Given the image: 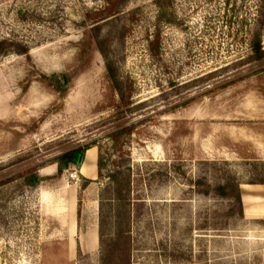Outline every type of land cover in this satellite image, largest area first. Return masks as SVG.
<instances>
[{
  "label": "rangeland",
  "instance_id": "1",
  "mask_svg": "<svg viewBox=\"0 0 264 264\" xmlns=\"http://www.w3.org/2000/svg\"><path fill=\"white\" fill-rule=\"evenodd\" d=\"M259 4L168 0L167 23L155 0H0V40L28 49L0 56V264H101L75 224L107 243L127 208L132 264H264V184L251 218L196 184L264 179V58L240 63ZM99 47L134 109L120 120ZM90 143L96 180L56 176Z\"/></svg>",
  "mask_w": 264,
  "mask_h": 264
},
{
  "label": "trees",
  "instance_id": "2",
  "mask_svg": "<svg viewBox=\"0 0 264 264\" xmlns=\"http://www.w3.org/2000/svg\"><path fill=\"white\" fill-rule=\"evenodd\" d=\"M167 1L168 0H155V3L158 6V21H164L167 23L172 22L171 15L168 14L167 9ZM259 10L257 16V23L259 26L257 29L253 30L250 35V40L248 43L249 52L247 53L246 57L240 61L242 64H249L252 62L260 61L264 58V49L262 46V39H261V31L260 28L264 24V0H259ZM99 28V27H98ZM101 44V41H98ZM100 48V53L104 57L105 67L107 71L108 78L112 83L114 90L118 94V106H117V119L124 118L125 116L131 114L134 109L130 107V100L129 96L122 85V82L118 78L117 68L115 67L114 63L108 58L107 54L103 49ZM15 51L19 54L27 53L28 49L25 46L16 45L9 42L7 39L0 40V56L7 54L10 51ZM124 130L120 129L119 133H122ZM94 146V143H90L82 148H78L71 152H66L60 155L57 160V174L59 176L62 172L67 169L71 164L76 165L78 157L81 153H83L89 147ZM105 165V161L103 157H100L97 161L98 169H102ZM114 181V197L117 200L124 199V193L129 194L130 191V179L129 175L125 176L123 181H119L117 175H112ZM84 187L88 184L91 180L83 178ZM26 183L35 185L36 179L34 176H28L26 178ZM249 184H264V179L259 180L258 182H248ZM196 184L201 185L203 190L200 191L202 194L208 195L213 193L215 196L220 198H226L234 203L239 210L240 215H243V203L241 198V192L239 183L232 177H228L225 179L224 182L211 185L206 181L197 180ZM128 196V195H127ZM127 196L125 197L127 199ZM128 203V202H127ZM124 205V204H123ZM128 205V204H126ZM129 206V205H128ZM125 217L126 221L124 222L123 218ZM121 222H118L116 227L115 233L113 237H111L110 241L105 243L102 239L101 230L99 231V245H100V252H101V264H132L131 252H132V240L130 234V210L127 208L126 215L121 217Z\"/></svg>",
  "mask_w": 264,
  "mask_h": 264
},
{
  "label": "crops",
  "instance_id": "3",
  "mask_svg": "<svg viewBox=\"0 0 264 264\" xmlns=\"http://www.w3.org/2000/svg\"><path fill=\"white\" fill-rule=\"evenodd\" d=\"M256 138L264 137V132H256L253 133ZM262 147L259 151V154L264 157V147ZM90 152V155L88 156ZM258 154V153H257ZM96 155L97 150L95 149V146H91L88 149L85 150L84 156L82 158V162L80 163V172L81 175L85 178L96 180L98 176V168H97V162H96ZM259 155V156H260ZM87 164V174L82 173L83 166ZM240 191H241V198L243 203V213L251 218V216H255L257 214V210L259 207L261 208V200L258 192H256V189H253L255 185L253 184H240ZM250 193L249 195L246 193ZM253 218V217H252ZM77 224H75V231H74V239L73 242H76V239L79 242L80 250L83 253H89L94 251L98 246V230L96 226H90L85 227L84 230L81 232H78Z\"/></svg>",
  "mask_w": 264,
  "mask_h": 264
},
{
  "label": "bare ground",
  "instance_id": "4",
  "mask_svg": "<svg viewBox=\"0 0 264 264\" xmlns=\"http://www.w3.org/2000/svg\"><path fill=\"white\" fill-rule=\"evenodd\" d=\"M89 155H90V152H89L88 156H89ZM82 173L87 174V164H85V165L83 166V168H82Z\"/></svg>",
  "mask_w": 264,
  "mask_h": 264
},
{
  "label": "water",
  "instance_id": "5",
  "mask_svg": "<svg viewBox=\"0 0 264 264\" xmlns=\"http://www.w3.org/2000/svg\"><path fill=\"white\" fill-rule=\"evenodd\" d=\"M83 155H84V152L79 155L78 160H77V164L81 163Z\"/></svg>",
  "mask_w": 264,
  "mask_h": 264
},
{
  "label": "built area",
  "instance_id": "6",
  "mask_svg": "<svg viewBox=\"0 0 264 264\" xmlns=\"http://www.w3.org/2000/svg\"><path fill=\"white\" fill-rule=\"evenodd\" d=\"M73 176H76V173H74V174H70V177H73Z\"/></svg>",
  "mask_w": 264,
  "mask_h": 264
}]
</instances>
